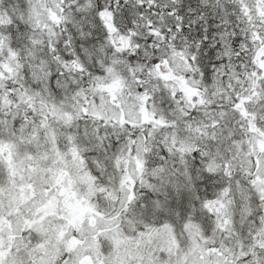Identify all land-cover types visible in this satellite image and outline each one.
Masks as SVG:
<instances>
[{
  "label": "snow or ice",
  "instance_id": "1",
  "mask_svg": "<svg viewBox=\"0 0 264 264\" xmlns=\"http://www.w3.org/2000/svg\"><path fill=\"white\" fill-rule=\"evenodd\" d=\"M0 264H264V0H0Z\"/></svg>",
  "mask_w": 264,
  "mask_h": 264
}]
</instances>
